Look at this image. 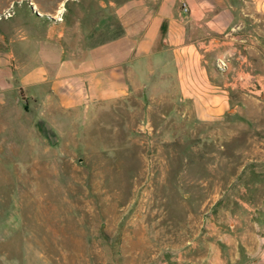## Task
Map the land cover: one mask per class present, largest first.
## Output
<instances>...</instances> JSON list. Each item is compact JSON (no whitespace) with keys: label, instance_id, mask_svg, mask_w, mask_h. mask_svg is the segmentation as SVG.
<instances>
[{"label":"rangeland","instance_id":"obj_1","mask_svg":"<svg viewBox=\"0 0 264 264\" xmlns=\"http://www.w3.org/2000/svg\"><path fill=\"white\" fill-rule=\"evenodd\" d=\"M80 1L0 0L1 58L17 79L0 103V264H165L196 239L204 211L232 206L229 182L249 170L235 149L252 147V132L181 128L147 96L45 111L19 89L45 66L21 53L24 37L76 12L83 23Z\"/></svg>","mask_w":264,"mask_h":264},{"label":"crops","instance_id":"obj_2","mask_svg":"<svg viewBox=\"0 0 264 264\" xmlns=\"http://www.w3.org/2000/svg\"><path fill=\"white\" fill-rule=\"evenodd\" d=\"M82 6L83 23L76 12L54 28L43 26V36L26 34L21 53L45 66L28 68L20 91L45 111H87L147 96L151 106L168 107L164 118L181 128H213L218 138L250 128L252 147L235 149L239 173L249 170L229 182L236 184L232 206L204 211L196 239L165 264H264V0L75 3ZM2 54L9 53L0 52V103L17 81Z\"/></svg>","mask_w":264,"mask_h":264},{"label":"built area","instance_id":"obj_3","mask_svg":"<svg viewBox=\"0 0 264 264\" xmlns=\"http://www.w3.org/2000/svg\"><path fill=\"white\" fill-rule=\"evenodd\" d=\"M7 18H9V15H7V13L6 14H4ZM226 66V64H225V62H223V61H219V67L220 68H222V67H225Z\"/></svg>","mask_w":264,"mask_h":264},{"label":"bare ground","instance_id":"obj_4","mask_svg":"<svg viewBox=\"0 0 264 264\" xmlns=\"http://www.w3.org/2000/svg\"><path fill=\"white\" fill-rule=\"evenodd\" d=\"M32 5H34V7H35L36 9H39V7H38V5H37L36 3L32 2ZM40 14H41V13H40Z\"/></svg>","mask_w":264,"mask_h":264}]
</instances>
